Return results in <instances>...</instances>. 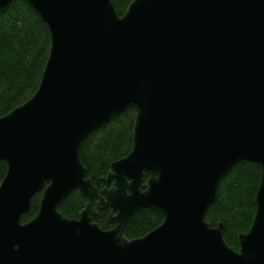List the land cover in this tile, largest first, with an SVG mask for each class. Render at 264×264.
<instances>
[{"label": "water", "instance_id": "1", "mask_svg": "<svg viewBox=\"0 0 264 264\" xmlns=\"http://www.w3.org/2000/svg\"><path fill=\"white\" fill-rule=\"evenodd\" d=\"M21 1L51 47L35 95L0 118V264H264V0H134L123 16L113 0ZM129 108L133 149L100 190L82 146ZM243 161L262 175L237 251L206 215ZM74 191L87 203L67 219ZM142 209L164 221L129 240ZM100 210L113 229L93 221Z\"/></svg>", "mask_w": 264, "mask_h": 264}, {"label": "trees", "instance_id": "2", "mask_svg": "<svg viewBox=\"0 0 264 264\" xmlns=\"http://www.w3.org/2000/svg\"><path fill=\"white\" fill-rule=\"evenodd\" d=\"M133 1L113 0L118 15L123 16ZM50 47L48 28L27 3L15 0L0 14V118L35 95ZM135 118V109H127L93 133L82 146L81 158L88 177L100 190L110 187L106 182L110 164L125 158L133 149ZM7 171V164L0 162V184ZM261 175L262 168L256 163L243 161L235 165L223 178L217 201L206 215L212 227L224 225V238L237 251L239 235L248 233L254 222ZM42 195L43 192L33 198L31 211L23 216V223L37 216ZM86 203L85 198L74 191L59 210L67 219H78ZM109 219V210H100L93 221L108 231L113 229ZM163 221L164 217L157 211L139 210L125 236L129 240L142 238Z\"/></svg>", "mask_w": 264, "mask_h": 264}, {"label": "flooded vegetation", "instance_id": "3", "mask_svg": "<svg viewBox=\"0 0 264 264\" xmlns=\"http://www.w3.org/2000/svg\"><path fill=\"white\" fill-rule=\"evenodd\" d=\"M111 186V185H110ZM113 228H114V226H113Z\"/></svg>", "mask_w": 264, "mask_h": 264}]
</instances>
